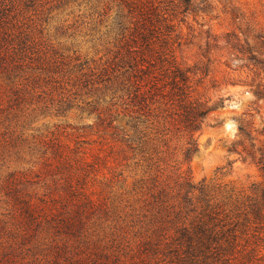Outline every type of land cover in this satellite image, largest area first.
Here are the masks:
<instances>
[{
	"label": "rangeland",
	"instance_id": "obj_1",
	"mask_svg": "<svg viewBox=\"0 0 264 264\" xmlns=\"http://www.w3.org/2000/svg\"><path fill=\"white\" fill-rule=\"evenodd\" d=\"M118 8L36 0L20 16L29 62L0 67V264H181L144 242L149 186L185 171L234 208L264 184L260 166L233 148L239 120L264 129V0H194L179 24V61L202 77L199 95L220 104L189 160L177 130L154 154L116 133L119 124L134 134L118 116ZM250 224L227 264H264V220Z\"/></svg>",
	"mask_w": 264,
	"mask_h": 264
},
{
	"label": "trees",
	"instance_id": "obj_2",
	"mask_svg": "<svg viewBox=\"0 0 264 264\" xmlns=\"http://www.w3.org/2000/svg\"><path fill=\"white\" fill-rule=\"evenodd\" d=\"M118 1L112 25L120 41L113 61L119 69L115 82L124 97L118 116L126 119L134 134L128 135L119 124L116 133L133 150L154 154L162 152L159 141L167 143V136L177 130L186 138L184 154L189 160L199 148L197 132L220 106L199 95L202 77L177 55L179 24L194 11V0ZM33 3L36 0H0V67L15 69L29 62L30 44L20 16ZM258 61L264 67V58ZM260 86L257 95L262 94ZM239 129L233 148L264 174V129L255 128L254 133L245 120H239ZM149 167L153 169L152 164ZM174 182L157 188L153 181L156 187L149 186L154 206L145 215L144 242L164 247L176 263L227 264L240 251L244 227L264 220L262 183L254 184L253 193L234 204L239 209L235 211L185 171H178ZM134 211L138 213L136 207Z\"/></svg>",
	"mask_w": 264,
	"mask_h": 264
}]
</instances>
